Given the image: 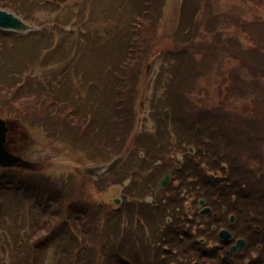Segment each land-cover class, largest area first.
I'll return each mask as SVG.
<instances>
[{"label":"trees","instance_id":"1","mask_svg":"<svg viewBox=\"0 0 264 264\" xmlns=\"http://www.w3.org/2000/svg\"><path fill=\"white\" fill-rule=\"evenodd\" d=\"M220 1L184 0L173 36L177 46L166 51V59L176 64L170 68L164 100L177 113L175 120L187 117L192 137L185 139L205 147L204 159L193 163L188 175H199L205 197L225 218L214 220L211 215L200 234L183 227L182 237L160 238L149 234V222L134 217L128 221L123 206L109 213L110 208H99L91 199L92 191L84 200L87 183L79 186L78 177L47 185L16 172L19 192L34 198L31 203L6 196L3 185L16 182L0 174V264H46L48 248H54L49 264H228L231 259L264 264V14L247 17L248 7L262 6L264 0L234 1L225 8ZM165 3L0 0L1 8L39 25L26 33L0 29V117L27 130L42 129L53 143L63 139L92 152L93 161L123 153L137 120L135 88L145 61H151ZM40 13L55 17L43 23ZM203 26L208 36L200 38ZM76 27L85 34L121 31L111 36L109 46H87L70 36ZM127 27L131 35L126 46ZM225 74L223 99L192 109L193 94ZM243 100L249 102L248 112L237 108ZM25 152L20 151L23 156ZM23 211L33 213L34 225L21 234L17 225ZM229 214H236L238 223L229 225ZM213 224L230 228L248 245L236 255L222 244L207 249L199 237L219 243Z\"/></svg>","mask_w":264,"mask_h":264},{"label":"rangeland","instance_id":"2","mask_svg":"<svg viewBox=\"0 0 264 264\" xmlns=\"http://www.w3.org/2000/svg\"><path fill=\"white\" fill-rule=\"evenodd\" d=\"M234 1L240 0H221L220 3L222 2V7L225 8L226 5H229ZM183 3L184 0H166L164 12L159 22V36L155 40L154 47L149 58L151 59V61H145L142 69V76L140 78L139 84L135 88L137 90L135 94L137 120L134 123L132 132L129 134V139L126 142V150L123 153L115 155L108 161H93V157L91 156L92 152L85 151L80 147H72L63 139L53 143L47 138L46 133L42 129L30 128L28 135L27 133H23L19 141L20 145L21 143H26L25 156L29 160L36 162L37 167L31 169L33 171L26 172L24 171V169L20 170L19 172L17 171V169H14L15 167H13L12 170H5V172L2 173V170L0 169V174H9L11 180L16 182L13 185L7 183L6 185H3V191L6 196H15L16 200L25 198L28 202H34V198H26V194L22 195V192L24 190L19 192L20 187H18L19 183L17 181L20 179H17V176H15L16 172L21 173L22 175H27L28 177H32L33 179H40L41 181L47 182V185H51L56 181H65L67 183H71L72 180H75V177H78L79 186L83 187L82 184L84 182L87 183L86 187H84L87 193V197H85L84 200L89 199L88 196L92 191L93 196L91 195V199L95 201L97 205H99V208H110V213L111 210L115 209L114 207H117V204L114 202V200L116 198L122 199L123 197L122 191L125 186L124 184L120 183V181H123L127 174L123 171L125 167L123 168L124 165L122 163L126 159L129 150L132 151L133 154L135 153L134 155L138 154L139 150L145 148V146L143 145L145 144L144 141H147V139L156 140L148 138V136L159 132L160 135H163L165 133L167 136L159 137L157 139L158 146H160L161 149L166 152V154H170V152L168 151V146L173 145V142H179L180 133L178 132L182 130L184 123L187 124V117L185 118L183 116L181 120H175L174 116L177 115V113L175 112H172L173 117L171 123H167L162 118L164 109L165 111L169 109V107H166L165 105L166 100H164V92L166 90L165 84H167L170 80V68L176 64V62H170L166 59V51H168L171 46H177L175 42H173V36L176 34V28L179 27L178 22ZM255 12H261L264 14V1L262 2V6H259L257 4L249 6L247 17L252 18ZM40 18L41 21L45 23L49 19L54 17H52L51 14L48 13H40L39 19ZM33 24L36 26V28L39 26L35 22ZM205 25L206 23L204 24V26ZM204 26L201 30V36H199L200 38L208 36V34L204 30ZM70 29L71 27L68 26L67 30ZM120 31L121 28H114L113 31L108 29L105 32L101 31L98 34L95 31L93 33L85 34L84 31H81L78 27H76L74 33L70 32V36L76 39L80 38L81 41L87 46H109L111 44L107 42L113 40V38L111 39V36L119 33ZM124 33L127 46L131 35L130 28H125ZM245 36L247 37V34H245ZM99 38L102 39L96 43V40ZM83 43H81L79 46H83ZM227 81V75L225 74L221 76L220 79H218V83L212 85L211 87L208 86L207 88L203 89H201L202 87H200L198 92L193 94L192 109H196L198 111L202 107L208 108L211 106V103H218V101L222 100L225 92L224 86L227 85ZM162 102L164 104H162ZM159 103L161 105L158 108ZM248 103L249 102L246 100L240 101L237 104V108L242 112H248ZM155 125L160 127L159 131L155 128ZM144 134L148 136H143ZM165 139L167 140V142H164ZM116 157H121L119 158L121 160L119 161L118 165V167L120 168L116 170L115 173H113L108 181H111V183H114V181H116L120 184H111L103 189L104 182L107 179V175H103V173L106 170H109V166L112 164L111 162ZM130 157L132 156L130 155ZM130 157L128 158V160L130 159ZM107 163L109 164V166ZM91 180L95 181L94 184ZM5 182H7V180H5ZM24 184L34 187L33 184L29 181L24 182ZM105 210H102V212H104ZM129 212V208L128 211L127 208L123 209V215L127 218V220L130 221V218L134 217V221L136 219V216L134 214L128 215ZM22 213L23 214L19 219L20 226L17 225V233L20 229L21 234L23 233V229L26 226L29 229L32 225H34L33 213L31 211L27 212V214H25V211H23ZM134 224L135 229L138 230V227H136L138 226V222ZM14 233H16L15 230ZM200 238L202 239L204 237H199V240ZM1 239L2 237L0 236V240ZM204 245H206L207 249H211L220 245V243L216 244L215 241H211ZM45 255L46 264L51 263L54 256V248H48L47 250H45ZM231 260H227L230 261L228 262V264H236L235 260ZM237 264H248V262L246 260H243L242 262H238Z\"/></svg>","mask_w":264,"mask_h":264},{"label":"flooded vegetation","instance_id":"3","mask_svg":"<svg viewBox=\"0 0 264 264\" xmlns=\"http://www.w3.org/2000/svg\"><path fill=\"white\" fill-rule=\"evenodd\" d=\"M168 110L169 120L166 118L165 109L162 118L167 123H171L173 113L171 109ZM155 128L158 131L160 130L157 125H155ZM178 133H180L179 142H173V145L168 146L170 154H166L158 146L157 139L166 137L165 133L163 135H160L159 132L149 136L143 135L156 140L147 139V141H144L145 144L143 145L145 148L139 150L136 155L132 151H128L127 157L122 163L124 165L123 168L125 167L123 171L127 175L123 181H120L125 186L122 191L123 197L122 199L116 198L114 200L117 204V207L113 206L114 208L123 206V208H127V211L129 208L130 212L128 215L134 214L139 221L143 219V222H149L153 229L151 230L149 226V234L160 238L182 237L180 231L183 227L185 229L192 228L194 231L202 233L208 227V217L211 215L214 216V220L225 218L224 215L219 216L214 211L209 199L205 197V191L201 190L199 183V175H188V172L192 171V164L204 159L205 147L190 143L185 139L186 137H192V132L188 130L186 124L183 125L182 130ZM164 142H167V140L165 139ZM190 156L194 158H190ZM129 157L130 159L128 160ZM188 157L189 159L187 160ZM119 168H116L112 173ZM175 170H181L180 174L178 173L180 176L175 173ZM169 171L171 172L169 183L159 189L161 179ZM106 183L109 185L120 184L118 182L111 183V181H105L104 184ZM202 200H204V203H202ZM207 207H210L211 211L203 213V210ZM221 208L223 213L227 212L225 204H222ZM232 215L235 216L234 220ZM227 219L229 225L236 224L238 221L236 214H229ZM212 227L217 230L220 245L222 244V247L228 248L231 254L236 255L248 245L247 242L244 247L234 253L231 248L240 237H235L230 228L222 227L221 229H229L233 234L230 239H222L219 236L221 229H218L216 224H213ZM202 239L200 238L202 243L208 242L206 238ZM256 256L257 253H253V257ZM249 260L247 259V262Z\"/></svg>","mask_w":264,"mask_h":264},{"label":"water","instance_id":"4","mask_svg":"<svg viewBox=\"0 0 264 264\" xmlns=\"http://www.w3.org/2000/svg\"><path fill=\"white\" fill-rule=\"evenodd\" d=\"M0 27L4 29H13L19 31H28L34 28L33 24L28 23L23 18L18 16L12 11L1 9L0 8ZM166 118L169 120V110H166ZM21 125L14 120H7L0 117V165L2 167H23V168H35L34 162L25 159L21 155L17 154L14 148L11 147V138L9 136L10 132L14 129L19 128ZM114 158L109 166V170L105 171L103 175H108L113 172L119 165L121 157ZM116 159V160H115ZM171 179V172L161 179L159 183V189L165 187ZM204 203V200H202ZM211 211L210 207H207L203 210V213H208ZM235 216L232 215L234 220ZM219 236L222 239H230L233 237V234L228 229H222L219 232ZM247 241L244 238H239L236 243L232 246V252L236 253L241 247L246 245Z\"/></svg>","mask_w":264,"mask_h":264}]
</instances>
